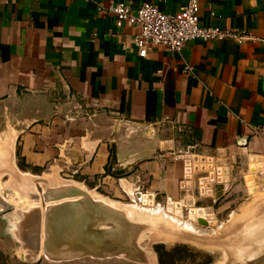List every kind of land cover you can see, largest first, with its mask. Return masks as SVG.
I'll list each match as a JSON object with an SVG mask.
<instances>
[{"label":"crops","instance_id":"1","mask_svg":"<svg viewBox=\"0 0 264 264\" xmlns=\"http://www.w3.org/2000/svg\"><path fill=\"white\" fill-rule=\"evenodd\" d=\"M112 1L175 15L188 3L0 0V106L11 109L0 174L25 173L19 150L28 167L79 183L98 177L118 198L209 209L249 190L245 177L264 166V138L253 129L264 126V0H199L202 25L244 32L242 42L197 39L144 57L137 27L98 10ZM75 95L97 110L92 120L65 122L70 106L61 102Z\"/></svg>","mask_w":264,"mask_h":264},{"label":"rangeland","instance_id":"2","mask_svg":"<svg viewBox=\"0 0 264 264\" xmlns=\"http://www.w3.org/2000/svg\"><path fill=\"white\" fill-rule=\"evenodd\" d=\"M64 100L66 101L61 102V105L70 107L63 115L69 111L72 104L71 99ZM59 104V101L54 102L55 110ZM20 105L21 102L12 109L14 110L12 114H16L14 116L19 115L18 106ZM10 110L0 106V134L6 126L5 119L8 120ZM65 122L80 124L87 121ZM18 158L20 169L28 175L0 174V264H160L157 247L161 248V252L170 254L164 257V264H247L246 261H252L255 255L264 253V245H261L264 242L253 239L248 233L244 235V227L255 228L260 223H264V166L261 169L252 166L249 175L245 177L249 190L241 186L228 196L216 202H210L209 209H203L199 207L200 205L184 207L174 203L146 202L149 208H161L166 210L167 214L181 220V223L177 222V227L182 232H178L174 227L166 229L163 226H157V223L146 228L142 225L145 220L139 219L136 224L132 223L138 226L136 230L138 235L131 238V244L136 246V250L130 255L123 254L107 258L85 255L70 259H56L42 255L37 260L26 261L20 255L24 251L20 249L17 232L24 231L25 228L26 230L40 229L41 225L46 226L50 231L51 227L55 228L58 223L64 222L63 219L60 220L59 214L64 209L68 210L65 213L73 209L71 205L75 198L63 199L56 190H64L68 186L80 184L64 181L58 177L50 179L54 176L28 167L22 163L21 157ZM9 161L8 149L0 144V166ZM62 177L67 180H79L68 175ZM19 181L26 183L27 186H18L16 183ZM80 186L86 187L83 188L84 191H88L91 195L105 197L106 200L121 201L124 205L133 206L135 210H142L137 205L135 196L118 198L107 194L99 184L98 177ZM163 210L156 211L161 221L168 218ZM141 212L147 213L145 210ZM150 213L156 214L153 211ZM36 214L39 216L37 220L39 222L33 223L36 221ZM169 220L173 221L171 218ZM73 221L74 218L71 216L67 220V222ZM185 222L189 224L186 225ZM109 225L113 227L112 220ZM190 237L193 239H188ZM258 246L261 248L256 249ZM142 254H145V259H142Z\"/></svg>","mask_w":264,"mask_h":264},{"label":"bare ground","instance_id":"3","mask_svg":"<svg viewBox=\"0 0 264 264\" xmlns=\"http://www.w3.org/2000/svg\"><path fill=\"white\" fill-rule=\"evenodd\" d=\"M16 184L20 187L27 186V184L23 182H17ZM141 198L142 195H140L139 199ZM84 202L83 200H79L76 202L78 204L75 205V208L73 207L77 214L73 222L65 221L63 224L59 223L62 224L60 226V232L52 233L51 236H49L46 231H38L37 228H29L28 230L25 228L24 231L21 230L17 232L19 235L18 241L21 244L20 249L24 251V253H20L21 257L26 261L34 260L40 256L42 251H48V253L54 257H59L62 251L68 253L69 251L79 250L82 252L88 250L97 256H102L103 252L114 253L118 251L129 254L136 250V246L131 244V238L132 236L135 237L138 235L136 233L138 226L132 223L136 224L138 220L142 218L145 220L143 222L144 224H142L145 225V227H150L151 224L157 223V226H163L166 229H168V227H174L178 232H182L177 227V222L181 223V220L167 214V212H165L166 210L164 211L161 208H149L146 202L140 201V203L137 201V205L147 213L141 212L142 210L140 209L139 211L135 210L133 206H127L117 201H108L105 198L95 195H92L89 205H86ZM158 210H163L168 217L167 220L171 218L173 221H167L166 219L161 221L159 214L156 213ZM70 211H72V214L75 213L73 209ZM150 211L156 214L152 213L154 214L152 215ZM38 217V214H36V221H33V223L39 222L37 221ZM111 220L113 227H116L115 230L109 225ZM128 221L130 223H128ZM185 223L186 225L189 224V222ZM246 233L253 239L264 242V223H260L255 228H244V235ZM261 245H264V243ZM259 248L261 247H256V249ZM141 257L145 259V254H142Z\"/></svg>","mask_w":264,"mask_h":264},{"label":"built area","instance_id":"4","mask_svg":"<svg viewBox=\"0 0 264 264\" xmlns=\"http://www.w3.org/2000/svg\"><path fill=\"white\" fill-rule=\"evenodd\" d=\"M98 10L112 14L119 21L137 27L138 32L133 40L142 57L157 46L181 51L187 43L197 39L218 41L230 37L238 42L246 39L244 32L202 25L199 0H188L184 11L178 15L165 13L151 2H144L136 8L131 1H112L109 5L98 3ZM191 69L187 67L188 71ZM72 99L71 108L63 115L66 121L74 122L80 118L92 120L96 116L97 110L84 104L79 96L75 95ZM253 129L264 138V126Z\"/></svg>","mask_w":264,"mask_h":264},{"label":"water","instance_id":"5","mask_svg":"<svg viewBox=\"0 0 264 264\" xmlns=\"http://www.w3.org/2000/svg\"><path fill=\"white\" fill-rule=\"evenodd\" d=\"M115 162H117V154H116V150H115V148H113V163H115ZM110 170L112 171V169L110 168ZM113 172H115L116 174H119V175H122L124 172L123 171H120V170H118V171H113ZM17 174H19V173H17ZM22 174H24V175H28L27 174V172H25V173H22ZM52 178H56V177H50V179H52ZM64 181H73V182H76V181H74V180H67V179H64ZM19 182H21V181H19ZM76 183H79V182H76ZM80 185H83V183H79ZM80 185H73V186H68L67 187V189H58L57 190V194H59V195H61L62 197H63V199H67V198H69V197H73V198H75L74 199V201H73V207L75 208V205H77L78 203H76L77 201H79V200H83V201H85L84 203L86 204V205H89V202L91 201V199H92V195L90 194V193H88V191H84V189L83 188H86V187H84V186H80ZM63 193H62V192ZM131 196H134V195H131ZM130 196V197H131ZM105 198V197H104ZM135 198L137 199V201H139L138 199L140 198V194H138L137 196H135ZM108 201H117V200H108ZM117 202H119V203H121L122 204V202L121 201H117ZM140 202V201H139ZM142 202H144L145 203V201L143 200ZM149 202H151L152 203V201H149ZM91 203V202H90ZM91 205V204H90ZM72 206V205H71ZM73 208V210L75 211V209ZM69 210H71V209H69ZM66 211H68V210H66V209H64L60 214H59V216H60V220L61 219H63V221L65 222V221H67L68 219H69V217L71 216V218H75V216H77V214H76V211H75V213H73V214H71V212L72 211H69L68 213H65ZM71 214V215H70ZM65 215V216H64ZM68 215V216H67ZM64 222H61L62 224L64 223ZM62 224H59L58 223V225L54 228V227H51V230L50 231H48L47 230V228H46V226H44V225H41V227H40V229H38V231H40L41 230V232L42 231H46V233H48L49 234V236H51V234L52 233H56V232H60L61 231V225ZM245 228V227H244ZM112 229L113 230H115L116 229V227H112ZM40 232V233H41ZM60 234V233H59ZM188 239H193V237H190V238H188ZM113 252V251H112ZM123 254H128V253H123V252H121V251H118V252H114V253H108V252H103V254H102V256H97V255H94V254H92L91 252H89L88 250L86 251H84V252H82L81 250H79V251H69L68 253L66 252V251H62V254H60L59 255V257H54L53 255H50L49 253H48V251L47 252H43L42 251V253L40 254V256L38 257V258H36V260L37 259H39L42 255H45V256H49V257H52V258H56V259H60V258H62V259H70V258H73L74 256H76V257H80V256H85V255H94V256H97V257H104V258H107V257H111V256H116V255H123ZM130 254H132V253H129L128 255H130ZM137 257V256H136ZM139 257V256H138ZM31 261V260H30ZM34 261V260H33ZM246 263L247 264H264V253H262V254H257V255H255L254 256V258H253V260L252 261H246Z\"/></svg>","mask_w":264,"mask_h":264},{"label":"trees","instance_id":"6","mask_svg":"<svg viewBox=\"0 0 264 264\" xmlns=\"http://www.w3.org/2000/svg\"><path fill=\"white\" fill-rule=\"evenodd\" d=\"M18 157H20V152L18 150ZM22 161V159H20ZM23 163V161H22ZM157 251L159 253V257H160V264H164V257L169 256V252H161V248L157 247Z\"/></svg>","mask_w":264,"mask_h":264}]
</instances>
